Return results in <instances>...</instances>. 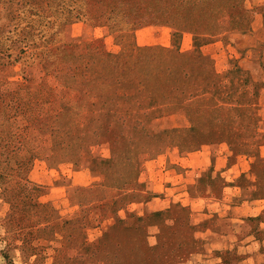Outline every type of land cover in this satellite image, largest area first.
<instances>
[{"label":"rangeland","instance_id":"rangeland-1","mask_svg":"<svg viewBox=\"0 0 264 264\" xmlns=\"http://www.w3.org/2000/svg\"><path fill=\"white\" fill-rule=\"evenodd\" d=\"M62 1L53 15L20 9L17 26L33 24L45 36H0V47L23 38L38 45L8 58L0 50L1 98L25 76L40 77L38 63L67 43L116 54L132 36L135 46L151 49L144 64L164 75L152 86L157 107L126 136L131 141L115 129L89 146L91 158L113 162L107 177L93 176L88 164L54 167L42 159L26 176L57 185L55 206L64 216L76 210L69 203L122 196L85 229L87 243L99 241V264H264V0H88L90 15L85 0ZM4 10L0 4V24ZM135 158L136 174L126 164ZM49 239H35L26 251L15 243L0 263L52 264L56 243Z\"/></svg>","mask_w":264,"mask_h":264},{"label":"trees","instance_id":"trees-1","mask_svg":"<svg viewBox=\"0 0 264 264\" xmlns=\"http://www.w3.org/2000/svg\"><path fill=\"white\" fill-rule=\"evenodd\" d=\"M0 4H4L6 9L5 21L0 24V36L14 32L20 36L39 35L41 38L45 34L37 32L33 24L17 26L20 9L28 6L32 13L35 10L34 14L45 12L53 15L54 9V13L61 11L63 1L0 0ZM85 6L89 14L92 9L88 0H85ZM67 22L68 18L61 22L60 27L65 28ZM131 24L135 25L132 21ZM126 33L123 36H127ZM51 36L42 42L47 43ZM131 37L116 54L91 43L60 45L53 51V60L46 57L38 63L42 69L40 77L25 76L23 82L15 84L9 96L0 97V121L4 124L0 129V181L24 179L35 159H42L50 166L61 162L88 164L93 176H108L106 174L111 172L108 167L113 162L91 158L89 146L99 143L104 131L115 129L124 139L131 141L129 137L136 132L135 125L148 114L150 108L157 107L152 86L160 83L164 75L161 66L154 69L144 64L141 57L150 53L151 49L135 46ZM28 41L23 38L21 45L15 48L5 47L1 41L0 50L5 53V58L10 57L12 51L20 56L27 50L35 51L38 48L35 39ZM15 42L16 39L12 40L13 44ZM11 64L8 61V65ZM149 70L156 71L146 75ZM126 164L137 173L139 159H127ZM134 186L136 183L131 187ZM131 187L116 188L119 191ZM121 199L122 196L117 194L110 198L85 199L82 208L71 218L58 221L51 227L27 232L18 250L26 251L27 245H32L35 239L49 235V241L56 243L52 264L78 260L99 264L101 246L97 244L99 241L96 244L87 243L85 229L94 227L96 220L98 223L103 221ZM9 202L13 212L32 206L22 199L11 197ZM106 233L103 231L102 237ZM14 246L10 245L13 250L16 249ZM4 257L7 258L6 255ZM32 264H37V261Z\"/></svg>","mask_w":264,"mask_h":264},{"label":"crops","instance_id":"crops-1","mask_svg":"<svg viewBox=\"0 0 264 264\" xmlns=\"http://www.w3.org/2000/svg\"><path fill=\"white\" fill-rule=\"evenodd\" d=\"M35 159L28 171L31 170L35 162ZM49 165V164H46ZM50 166V165H49ZM56 167V165L54 166ZM53 178V181L57 180V171ZM41 176V175H40ZM7 177V175H6ZM8 178V177H7ZM74 179V174H69V179ZM42 179L44 177H37L36 175H27L24 179L13 178L10 181H0V211H4V216L0 218V253L9 252L13 250L10 245L21 244L22 239L26 236L27 232H33L40 228L51 227L58 221L71 218L76 212L82 208L83 201H77L74 206L73 203H69V206L76 208V210L69 216H64L57 212V206L55 201L58 198L57 185H53L51 182L49 185L43 186ZM74 182V181H72ZM71 182V184H73ZM11 199H22L30 203L32 206L27 209H19L13 212L10 204ZM42 198H46L42 200ZM87 200V199H86ZM33 208V209H32ZM9 215L11 216L9 219ZM16 238V239H15ZM0 264H10L1 261Z\"/></svg>","mask_w":264,"mask_h":264}]
</instances>
